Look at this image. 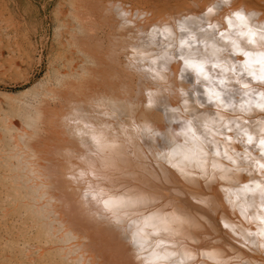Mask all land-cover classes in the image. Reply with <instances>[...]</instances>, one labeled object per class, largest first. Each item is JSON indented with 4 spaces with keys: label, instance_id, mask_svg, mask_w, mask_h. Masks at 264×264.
I'll list each match as a JSON object with an SVG mask.
<instances>
[{
    "label": "bare ground",
    "instance_id": "bare-ground-1",
    "mask_svg": "<svg viewBox=\"0 0 264 264\" xmlns=\"http://www.w3.org/2000/svg\"><path fill=\"white\" fill-rule=\"evenodd\" d=\"M57 1L53 59L46 75L18 94H0V264H141L122 235L108 221L92 215L95 208L82 198L86 184L69 178L86 167L78 156L87 153L88 137L72 133V128H83L84 123L102 130L114 144L104 153L107 180L102 186L146 197L145 214L157 211L170 213L169 219L178 217L172 224L178 233L175 239L189 248L214 249L222 264L240 260L264 264V237L260 234L264 225L259 223L258 209L249 207L242 215L239 208L227 203L222 189L228 182L201 179L196 167L183 159L182 153L190 145L184 144V136L174 135L182 130L175 117L183 108L175 89L186 91L194 77L186 74V82L179 79L182 62L175 57L166 71L160 70V60L151 64L169 43V54L178 55L179 40L189 33L196 37L193 49H202L200 39L205 33L200 29L211 23L227 31L225 17L232 11H242L249 25L259 29L264 25V0H229L228 4L222 0ZM213 5L217 10L207 13V7ZM165 27L171 33L168 39L148 35ZM181 27L187 31L181 32ZM149 40L151 47L147 46ZM229 59L236 62L241 58ZM199 91V99L206 105L199 111L214 114L215 107L206 103L203 89ZM148 93L152 94L150 106ZM96 101L101 103L97 106ZM174 108L178 111H171ZM101 111L109 115L105 117ZM222 115L254 137L259 135L257 122L264 120L259 109L247 114L229 109ZM73 117L82 123L70 125ZM235 123L233 132L224 133L233 137L230 155L248 148L258 157L255 145L236 142ZM144 127L173 138L175 143L143 135ZM170 147L176 152L165 159L160 153ZM219 147L224 150V141ZM205 148L209 162L228 164L211 155V145ZM236 179L242 185L258 181L260 176L241 171ZM239 185L232 184V190ZM238 195L237 203L253 198L250 193ZM198 200L213 202L216 207L209 211ZM255 200L258 204L259 197ZM225 223L229 229L224 228ZM162 236L167 242V234Z\"/></svg>",
    "mask_w": 264,
    "mask_h": 264
},
{
    "label": "snow or ice",
    "instance_id": "snow-or-ice-1",
    "mask_svg": "<svg viewBox=\"0 0 264 264\" xmlns=\"http://www.w3.org/2000/svg\"><path fill=\"white\" fill-rule=\"evenodd\" d=\"M222 3L228 4L229 0H222ZM217 8L216 5L207 7V13H213ZM225 21L227 31L216 29L211 23L208 24V28L200 29L205 33L200 39L202 49L199 47L193 49L192 42L196 40V37L189 33L186 38H180L178 55L169 54L167 48L172 47L169 43L164 51L156 54V59L152 60L151 64L160 60L162 62L160 70L166 71L167 64L175 57L182 62V67L178 70L179 79L186 82L188 80L186 74L194 77V82L187 83L186 91L184 88L175 89L181 97L183 108L179 110L180 116L175 117L180 120L182 130L174 135L184 136V144L190 145L187 151L182 153L184 161L194 165L198 170L196 174L206 183L213 180L228 182L227 186L222 189L227 203L231 204L234 209L239 208L242 215L247 213L249 207H256L260 214L259 223L264 225V120L257 122L260 126L259 135L254 137L247 128H241L240 124L235 121H226L222 115V112L229 109L233 113L239 111L241 114H247L253 109L264 112V25L259 29L250 26L248 17L239 10L230 12L225 17ZM208 29H214V31L209 33ZM180 31L186 32L187 29L181 27ZM148 35L153 38L156 36H163L165 39L171 37L166 27L163 31L153 29V32ZM147 46H153L151 40ZM185 48L188 49L187 52L184 51ZM133 51L143 54L141 49L134 48ZM232 56H238L241 59L233 62L229 59ZM158 75L159 73L153 78H157ZM159 78L163 79L162 76ZM254 84L259 87H254ZM233 85H238V87H233ZM200 88L203 89L206 103L215 107L214 114L199 111L206 106L205 102L199 99ZM151 96L152 94L148 93L147 104L149 106L152 103ZM237 96L239 100L236 99ZM100 103L96 101L97 106ZM171 111L177 112L178 109L174 108ZM185 113L188 115H184ZM100 114L105 117L109 115L107 111H101ZM68 122L70 125L82 123L81 119L76 117L69 119ZM234 123L236 142L255 145L259 150L258 157L253 156L248 148H245L242 154L230 155L229 146L233 142V137L224 133L225 130L228 133L233 132L231 125ZM244 123L247 124L248 121L245 120ZM141 132L149 138L157 136L167 139L170 145L175 143L173 138L162 136L160 132L150 127H144ZM72 133L76 136H87L89 142L87 153L78 156V159L85 161L86 167L76 176L69 178L83 181L86 184L82 198L95 208L92 215L108 221L122 235L125 244L131 247L132 255L136 260L141 264H222L214 249L203 251L199 248H189L183 241L175 239L178 233L172 224L179 219L178 217L169 219L170 213L161 215L157 211L145 214L142 209H146L149 203L146 197L128 196L102 186L107 180L104 172L107 166L104 153L114 146L102 130L97 131L84 123L83 128H72ZM216 137L221 139L217 140ZM221 140L224 141L223 151L219 147ZM205 145H211V155L226 160L228 164L223 165L217 160L209 162L207 157L210 153ZM175 152L176 148L170 147L168 152L160 154L168 159ZM86 156L95 159H86ZM241 171L248 172L249 175L254 171L258 173L260 179L239 185L236 174ZM188 174L191 175V173ZM85 177H90L91 180ZM232 184H237L239 187L233 191ZM239 193H250L253 198L237 203L240 200ZM256 196L259 197L258 204H256ZM197 203L204 205L209 211L216 207L210 201L198 200ZM223 226L229 229L227 223ZM162 233L167 234V242ZM260 234L264 237V229ZM118 264H133V262L122 261ZM238 264H245V262L240 260Z\"/></svg>",
    "mask_w": 264,
    "mask_h": 264
},
{
    "label": "rangeland",
    "instance_id": "rangeland-1",
    "mask_svg": "<svg viewBox=\"0 0 264 264\" xmlns=\"http://www.w3.org/2000/svg\"><path fill=\"white\" fill-rule=\"evenodd\" d=\"M57 2L0 0V94H18L46 75L53 59Z\"/></svg>",
    "mask_w": 264,
    "mask_h": 264
}]
</instances>
